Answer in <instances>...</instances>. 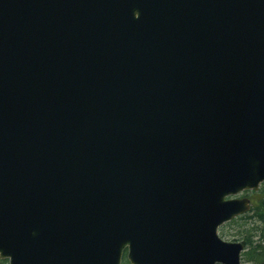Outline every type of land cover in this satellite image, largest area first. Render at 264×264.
<instances>
[{
    "label": "water",
    "instance_id": "95a60500",
    "mask_svg": "<svg viewBox=\"0 0 264 264\" xmlns=\"http://www.w3.org/2000/svg\"><path fill=\"white\" fill-rule=\"evenodd\" d=\"M262 182L264 0H0L11 264H243Z\"/></svg>",
    "mask_w": 264,
    "mask_h": 264
},
{
    "label": "trees",
    "instance_id": "16d2710c",
    "mask_svg": "<svg viewBox=\"0 0 264 264\" xmlns=\"http://www.w3.org/2000/svg\"><path fill=\"white\" fill-rule=\"evenodd\" d=\"M259 191L260 195L252 203L250 211L235 217L229 223L227 222L232 224L242 220L237 229L239 236L235 238V240H241L245 246L242 252V263L264 264V184ZM251 221L255 222L254 225L247 226ZM125 264H129V262Z\"/></svg>",
    "mask_w": 264,
    "mask_h": 264
},
{
    "label": "rangeland",
    "instance_id": "374dc122",
    "mask_svg": "<svg viewBox=\"0 0 264 264\" xmlns=\"http://www.w3.org/2000/svg\"><path fill=\"white\" fill-rule=\"evenodd\" d=\"M264 184L261 183L260 187L258 190H248V191H244L243 193H241L239 196H244V195H248L251 199H252V203L256 201V199L258 198V196L260 195V188L261 186ZM249 192V193H248ZM229 223V222H228ZM225 223L223 224L221 227L224 228L222 230V228H219V234L226 240H235V238H237L239 235L237 234V229L239 228L240 223H242V220H239V222L237 223H232V224H228ZM255 222H250L249 224H247V226H252L254 225ZM238 241H241L238 239ZM243 264H248L247 262L243 263Z\"/></svg>",
    "mask_w": 264,
    "mask_h": 264
},
{
    "label": "flooded vegetation",
    "instance_id": "af4514ba",
    "mask_svg": "<svg viewBox=\"0 0 264 264\" xmlns=\"http://www.w3.org/2000/svg\"><path fill=\"white\" fill-rule=\"evenodd\" d=\"M76 257H77V255L75 256L74 253H73V255H71V254L62 255L63 264H75L77 261ZM105 260H106V257H105ZM126 262H129V264H131L127 258V248L124 249L121 264H125ZM11 263H12L11 262V256H2L0 253V264H11Z\"/></svg>",
    "mask_w": 264,
    "mask_h": 264
}]
</instances>
